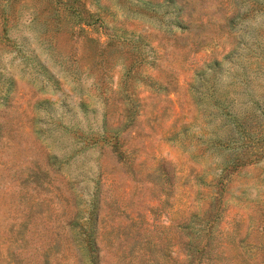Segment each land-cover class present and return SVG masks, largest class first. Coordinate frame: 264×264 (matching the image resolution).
Instances as JSON below:
<instances>
[{"label": "rangeland", "instance_id": "374dc122", "mask_svg": "<svg viewBox=\"0 0 264 264\" xmlns=\"http://www.w3.org/2000/svg\"><path fill=\"white\" fill-rule=\"evenodd\" d=\"M0 264H264V0H0Z\"/></svg>", "mask_w": 264, "mask_h": 264}]
</instances>
